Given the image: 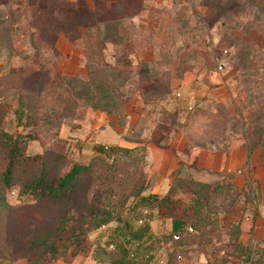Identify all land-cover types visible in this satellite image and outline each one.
<instances>
[{"label":"rangeland","instance_id":"obj_1","mask_svg":"<svg viewBox=\"0 0 264 264\" xmlns=\"http://www.w3.org/2000/svg\"><path fill=\"white\" fill-rule=\"evenodd\" d=\"M65 1L64 3V0H59L58 7L68 8L73 5L72 7L79 10L85 2L89 5L93 4V0ZM228 1L219 0V3H214V0H145L143 11L131 20L129 34L131 39H134V49L120 54L119 50L116 51L115 47L108 45L105 58L111 62L113 61L112 55L130 56L132 63L128 70L131 77L118 90L124 96L130 97L128 106L131 107V112H135V108L138 106L137 101L142 98V94L152 90L151 82H140L138 73L142 72V68H137L136 58L143 61L159 62L152 66L149 65L148 68L157 69V74L164 82L169 80L173 89H193V91L184 94L186 105H193L201 98L203 90L200 89H216V92L211 94L210 101L202 105L203 109L191 116L194 121L193 133L202 134L203 137L213 134L217 139H220L218 136L220 133H224L229 135V140L242 141L243 144L248 145L261 139V143L256 147L263 152L261 162L264 166V14L252 7L251 0H233L234 4L229 6L226 5ZM20 2V0H0V63H2L0 66H2V70H6L8 66L19 69L28 61L38 58L35 56L36 54L34 55L35 50L37 49L41 55L43 47L47 46L53 35L51 29L48 28L51 21L45 24L47 18L45 8L38 4L29 5L28 2H21V4ZM216 4L221 6L220 11L226 9L232 12L225 27L222 22L224 20L222 12L220 15L219 12L215 13L217 8L215 6H218ZM169 13L171 14L170 21H168ZM125 25L127 27L129 21H126ZM72 35V38H68L63 32L58 33L54 41L59 55L47 54L41 55L42 59L40 57L41 67L48 68L52 77L59 73L80 79L87 78L84 55V43L87 36L81 31ZM204 42L210 46H204ZM10 44L11 48H9ZM16 47L18 48L16 49ZM16 51L19 52V55H16ZM212 55L217 56V59H212ZM126 64L128 63L124 62V65ZM183 76L190 77V79L186 80V77L183 78ZM37 82L38 80H35L33 85ZM14 92V90L8 92L6 106L0 104V130L7 131L12 135L16 132L21 134L20 139L25 141L26 155L43 154V160L51 178H57L72 162L85 165L91 161V156L86 153L87 147H83L82 150L72 142L68 145L70 141L66 140L62 149L65 159H60L56 166L53 165L55 154L53 133L58 129L48 122L54 121L55 116L62 111L64 105H60V101L55 100V97L49 96L48 93L43 100L33 103L40 111L39 120L43 121L44 125L38 130L37 139L24 137L28 131L34 133L35 127L16 125L12 112L16 106ZM9 95L10 98H8ZM29 102L32 104L31 101ZM76 103L62 120L61 128H63L64 136L68 138L77 137L75 135L81 123L92 112L98 111L87 106L88 104L84 101L76 100ZM155 111L156 109L152 108L144 114L143 125L145 123L148 126L154 125L153 114ZM179 117L180 122L188 118L186 112H183ZM117 127L122 130V127ZM166 128L161 124L156 134L169 135L171 131ZM70 132L73 134L69 136ZM135 133L125 134V136L135 139L137 138ZM79 134L78 137L82 138L85 133ZM3 160L4 157L0 153V172ZM110 160L111 158L107 157V161ZM131 161L128 160L121 169V171H126L120 176L121 188L133 189L145 184L146 178L141 174L143 171L141 159L137 156L135 161ZM26 164L28 168L18 169L17 179L19 177L26 179L32 172L33 166L30 163ZM227 176L224 173L200 174V177H204L206 179L204 181L208 182L231 181ZM147 177L148 185H150L152 177L151 180H149V176ZM17 179H14L12 187L5 194V200L12 205V210L0 208V225L2 228L7 227L9 220L13 221L17 230L16 237L22 238L21 240L24 242L23 245L21 243L18 245L19 248H15L13 259L8 262L10 264H33L31 263L32 254L30 253L28 256L25 254L27 237L37 234L43 228L51 229L55 224L56 216L69 205V202L67 198L34 200L25 195L19 196V180ZM243 186L256 189L258 181L249 176L245 178ZM178 197L186 203L192 194L179 193ZM136 199H138L137 196L130 197L119 211L123 217L127 215L132 221L136 219V212L129 215L126 213L129 203ZM73 200L77 203L83 202L85 193L75 195ZM252 212L250 208L244 213L241 209L229 213L220 212L214 216L217 217L216 223L208 224L203 231L192 225H187L186 227H192L193 232L182 233L183 238L176 243L170 240V226L165 227L163 232L156 236V239L146 245L145 252L150 254L152 251L154 252V255L151 254L154 264H166L170 255L174 264L235 263L244 257L236 252L234 242L237 240L251 246L254 251L251 258L256 261L259 257L257 251L264 249V242H262L264 236L261 239L250 236L247 241H242L240 239L241 232L235 233L232 226L241 224L244 216L252 215ZM230 219L232 222L227 223ZM108 230L109 226L105 228L104 232H101L105 237L99 240L106 246L107 235L110 232ZM97 231L99 230L90 235V239L93 241H97L98 235L95 234ZM132 248L135 249V246ZM107 251L110 250L107 249ZM65 256V253L57 254L53 259L47 261L48 263L45 259L42 260V264H52L56 261L59 264H67L69 262L66 261ZM39 263L36 260L34 262V264Z\"/></svg>","mask_w":264,"mask_h":264},{"label":"trees","instance_id":"obj_2","mask_svg":"<svg viewBox=\"0 0 264 264\" xmlns=\"http://www.w3.org/2000/svg\"><path fill=\"white\" fill-rule=\"evenodd\" d=\"M20 1L28 2L29 5H41L47 14L45 24L51 21L48 28L51 29L53 35L49 42L50 45L47 43V46L43 47L41 55H59L54 41L58 33L63 32L68 38H72V34L81 31L87 36L84 43L87 67V78L85 79L59 73L52 77L48 68L41 67L40 57L42 59L43 56L37 52V49L34 55L36 54L35 56L38 58L28 61L19 69L8 66L6 70H2V66H0V104L6 106L7 94L14 90L13 97H15L16 106L12 112L16 125L35 127L34 133L28 131L24 137L37 139L38 130L44 125L43 121L39 120L40 111L33 103L43 100L48 93L49 96L60 101V105H64L62 111L55 116L54 121L48 122L58 129L53 133L55 147L53 165L56 166L60 159H65L62 149L65 146V141L68 140L60 134L62 120L70 112L72 106L77 104L76 100L86 102L87 106L94 110L115 116L117 121L113 119L111 124L119 127H124L126 124L125 107L130 101V97L124 96L118 89H121L131 77L128 68L132 61L129 55L126 57L120 54L133 50L135 47L129 29L132 24L131 20L141 13L145 0H109V2L93 0L92 5L85 2L79 10L72 7L73 5L68 8H60L58 7L59 0ZM232 1L229 0L226 5H233ZM216 2L219 3V0H214V3ZM251 3L254 9L264 14V9L259 8L254 0H251ZM216 5L219 7L215 6L217 7L215 13L219 12L220 15L222 12L224 17L222 22L225 27L232 12L226 9L220 11L221 6ZM169 14L168 21L171 20V14ZM126 21H129L127 27ZM108 45L115 47L116 51H120V54L112 55L113 61L111 62L105 58ZM203 45L210 46L206 42ZM11 47L10 44L9 48ZM16 55H19V52L16 51ZM211 58L216 60L217 56L212 55ZM48 61L50 62V59ZM124 62L128 64L124 65ZM158 63L136 58L137 68H142V72L138 73L140 82L152 83V90L142 94V99L147 103H157L159 100L167 99L173 89L169 80L164 82L161 79V76L157 74V69L148 68L149 65ZM35 80L38 82L33 85ZM25 100L31 101L32 104ZM203 107L193 105L184 108L186 117L190 121L189 132L199 143H203L207 137L213 136L212 134L203 137L202 134L193 133L194 121L191 116H194ZM51 127L53 126L51 125ZM219 135L229 136L224 133ZM21 136L17 132L12 135L7 131L0 130V153L4 157L0 172V208L12 210V205L5 200V194L12 187L14 179L18 178V169L28 168L26 163H30L33 169L28 178L19 177L17 179L19 180V196L25 195L34 200L67 198L69 202V205L56 216L55 224L51 229L43 228L37 234L27 237L25 254L26 256L32 254L31 263L33 264L35 260L40 262L39 264H42L44 259L47 262L60 253L66 254L65 259L69 263L78 255H90L99 264H154L151 256V254L154 255V252L152 251L151 254L145 252L146 245L157 236L150 233L148 218L151 216H155L161 221H169L170 240L176 243L183 238L182 233L188 234L187 225H192L203 231L208 224L216 223L217 217L214 216L220 212L229 213L241 209L244 213L250 208L253 211L252 216H256L258 213L255 205L258 203V191L244 186L239 187L232 181V175L227 176L231 181L199 180L195 177L198 169L194 165H182L165 194L142 195L148 187V174L144 168L146 147L142 143L134 146L96 144L89 163L82 165L72 162L57 178H51L48 175L43 154L26 155L25 141L20 139ZM260 143L261 139H257L254 144H246L248 154L258 148L256 145ZM261 154H263L262 151ZM137 156L143 164L141 174L146 178L145 184L139 188H121L120 176L126 172L121 169L128 160L135 161ZM107 157H110L111 160L107 161ZM79 193H85V200L81 203L73 200V197ZM179 193H191L192 197L185 203L178 197ZM135 196L138 197L136 201L134 200L135 206L133 205L134 201L130 202L126 213L129 215L136 212V219L132 221L127 215L123 217L119 211L130 197ZM228 222L231 223V219ZM110 223L115 225L110 228L107 235V246L99 240L90 239L92 232ZM232 226L235 233L241 232L240 224ZM15 227L14 222L10 220L7 227L2 228L0 225V258L9 262L13 259L15 248H19L20 243L24 244L22 238L16 237ZM173 235H178V238L174 239ZM133 246L135 249L132 248ZM139 246L140 248H138ZM234 247L238 255H244L241 261L264 264V249L257 251L259 257L255 261L251 258V254L254 252L251 246L236 240ZM166 264H174L171 255Z\"/></svg>","mask_w":264,"mask_h":264},{"label":"crops","instance_id":"obj_3","mask_svg":"<svg viewBox=\"0 0 264 264\" xmlns=\"http://www.w3.org/2000/svg\"><path fill=\"white\" fill-rule=\"evenodd\" d=\"M254 2L259 8L264 9V0H254ZM187 78L190 79V77H186L185 79L187 80ZM200 90H203V93L201 98L193 103L195 107L209 102L211 94L213 95L216 92V89ZM189 91H193V89H172L170 97L159 100L157 103H147L140 98L137 101L138 106L135 108V112H131V107L128 106L129 101L125 107L126 124L122 127V130L116 125L111 124V121L115 119L113 115L95 111L91 115H88L78 127V132L75 135L77 137L68 138L64 136L63 128H61L60 134L64 138H68L72 144L77 145L79 149L83 150V147H87L86 153L88 156L94 154V145L96 144L124 146H134L139 143L144 144L146 147L144 168L149 176V180L152 177V181L142 195L148 193L165 194L182 165H194L198 169L195 177L203 181L206 180L204 177H200V174L203 173L207 175L215 173L232 175V181L239 187H243L245 178L250 176L258 181V187L255 189L259 194L257 198L258 203H255L258 213L256 216L250 214L244 216L240 224V239L247 241L250 236L261 239L264 236V166L261 162V159H263L261 151L259 148H256L248 154L246 144L233 139L232 142V140H229V136L223 135H218L220 139H217L213 135L211 139L207 137L203 143L196 142L189 132L190 121L184 119L180 122L179 120V116L185 111L184 108L193 106L186 105V99L184 98V94ZM152 108L156 109L153 114L154 125L148 126L146 123L143 125L144 114L149 109L152 110ZM161 124L163 127H167L168 131H171L169 135L163 134L160 136V134H156ZM81 132L85 133L82 135V138L78 137V133L81 134ZM134 132H136L135 136L137 137L135 139L125 136V134L129 135ZM66 133L68 135V131ZM72 134L70 132L69 136ZM135 201L133 205L136 203ZM148 220L150 223V233L154 236L161 234L163 228L170 226L168 220L161 221L156 219L155 216H151ZM114 225V223H110L98 229L99 231L95 233L98 235L97 240H102L105 237L101 232H104L106 227L109 226L108 231H110V228ZM0 264L10 263L0 258ZM52 264L59 263L56 261ZM67 264L99 263L90 255H78ZM227 264L251 263L239 261L235 263L228 262Z\"/></svg>","mask_w":264,"mask_h":264},{"label":"built area","instance_id":"obj_4","mask_svg":"<svg viewBox=\"0 0 264 264\" xmlns=\"http://www.w3.org/2000/svg\"><path fill=\"white\" fill-rule=\"evenodd\" d=\"M187 231L188 232H193V229H192V227H187ZM173 237H174V239H177L178 238V235H173Z\"/></svg>","mask_w":264,"mask_h":264}]
</instances>
